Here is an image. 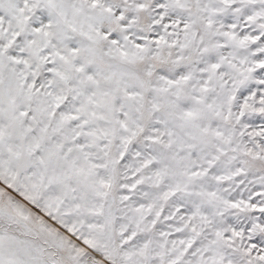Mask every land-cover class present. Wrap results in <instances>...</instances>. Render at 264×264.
Returning a JSON list of instances; mask_svg holds the SVG:
<instances>
[{"label": "snow or ice", "instance_id": "1", "mask_svg": "<svg viewBox=\"0 0 264 264\" xmlns=\"http://www.w3.org/2000/svg\"><path fill=\"white\" fill-rule=\"evenodd\" d=\"M0 264H264V0H0Z\"/></svg>", "mask_w": 264, "mask_h": 264}]
</instances>
